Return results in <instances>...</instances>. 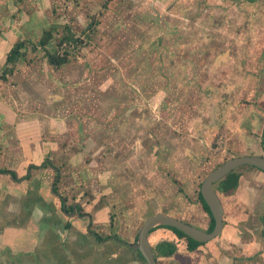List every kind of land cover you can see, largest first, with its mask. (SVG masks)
<instances>
[{"label": "rangeland", "instance_id": "374dc122", "mask_svg": "<svg viewBox=\"0 0 264 264\" xmlns=\"http://www.w3.org/2000/svg\"><path fill=\"white\" fill-rule=\"evenodd\" d=\"M250 2L253 4L244 5ZM207 6L208 15L204 16L203 9ZM24 11L34 14L36 22L28 33L23 21L25 26H19V37L13 36L7 32L10 23H16ZM0 12H3L0 36L4 38H0V75L8 65L6 57L12 46L19 40L27 41L26 55L15 64L12 74H8L7 80L0 76V100L4 98L5 107L13 105L0 113V168L13 167L22 179L17 181L11 175L0 173V264L109 262L107 257L117 242L98 243L90 233L93 230L106 237L109 235L107 227L93 226L92 217L87 215L82 216L85 225L80 228L66 226L70 216L63 212L62 201L60 205L64 195L52 193L54 167L34 169L30 179L24 178L31 163L43 164L52 156L55 161L63 160L64 155L68 158L67 150H76L79 140L74 128L78 121L93 119L105 126L108 119H112L113 104L122 113L120 102H129V110L134 108L131 109L133 124H137L136 121L144 124L141 133L145 140L141 145L132 141L129 147L130 155L138 156L142 168L146 162L148 174L131 165L116 176L121 178L122 185L127 183V187L130 179L136 180L132 183L136 188L139 179L147 185L130 204L137 205L134 206L136 213L141 212L143 222L150 214L165 212L206 229L210 216L199 200L206 176L229 158L264 155L263 148L240 147L237 144L241 143L240 137L229 136L228 132L224 136L214 124V121L222 122L227 113L228 118L256 131L253 132L254 146H264V128L261 127L264 123V0H0ZM50 28L55 34L48 45L52 51L58 49V41L66 33L79 38L77 46L74 43L65 46L70 60L61 67L51 65L45 48L38 45L45 30ZM236 42L240 43L238 47ZM226 49H230L229 55ZM179 75L187 76L184 79ZM240 75H253L250 78L256 84L253 97L237 90V99L242 98L245 107L242 114L235 109L229 94L232 89L227 85L235 78L238 81ZM242 90L245 89L242 87ZM205 92L218 97L214 102L223 99L218 106L212 104L215 119L211 116L206 125L214 141L211 149L202 147L198 150L200 156L192 154L187 161L183 148L191 141L189 127L198 119L206 121L209 115L202 117L199 111V95L205 96ZM214 92H219L218 96ZM225 92L227 95L223 98ZM136 103L142 104V108L136 107ZM26 122L28 126H21ZM49 126L55 129L53 133L56 131L55 139L67 142V150L64 143L54 155L42 150L52 140L47 138ZM70 133L78 138L64 139ZM218 133L222 136H217ZM100 134V137L105 135L103 130ZM99 135L94 137L100 138ZM172 140H175L174 149L179 153L180 162L175 161V151H170ZM116 144L122 146L120 142ZM138 151L142 152L137 154ZM95 152L89 148L83 151L85 163L95 169L94 172L105 167L103 160L98 163L94 159ZM112 157L107 151L105 163ZM124 157H129L127 151L121 153V158ZM65 162L61 174L76 171V167L70 168L67 159ZM247 169L262 171L251 165H242L237 171ZM256 176L245 173L242 182L250 190L251 204L245 205L249 207L247 223L249 226L252 223L253 227L264 223L262 196L252 183ZM98 189L95 199L94 190L84 194L87 201L81 213L90 214L92 200L101 197L103 199L95 202L97 208L110 207L109 195L102 191L104 187ZM65 195L67 205L72 204L74 201L69 194ZM110 211L115 234L121 227L115 224L120 208ZM41 220H45L44 224L39 225ZM253 230L256 232V227ZM122 231L123 228L117 235L126 241ZM263 234L264 231L259 236ZM158 236L155 232L152 241ZM29 237L30 241L35 240V245L27 244ZM90 253L93 257H89Z\"/></svg>", "mask_w": 264, "mask_h": 264}, {"label": "crops", "instance_id": "0c3cea01", "mask_svg": "<svg viewBox=\"0 0 264 264\" xmlns=\"http://www.w3.org/2000/svg\"><path fill=\"white\" fill-rule=\"evenodd\" d=\"M252 4L253 3L251 2L249 4L244 3L245 6L246 5L249 6ZM200 7H202V4L200 5ZM200 7L198 8L199 10H200ZM208 10H209L208 6L203 9L204 16L208 15ZM2 13L3 12H0V14ZM34 16H35L34 14L30 15V13L24 11L21 18L16 19V23H13V22H11L12 24L10 23V28H8L7 32L10 31L9 33L13 34V36L19 37V31H20L21 24L22 26H25L23 25V23H25L27 24L26 25L27 28L25 31L29 33L32 28V25H34L36 22V18ZM242 37H243V33H242ZM0 38L4 39L1 36ZM239 44H240L239 42L238 43L236 42L235 43L236 47H238ZM230 49L228 50L226 49L228 51L226 52V54L229 55L231 53ZM179 76L185 79L187 75H179ZM245 76L246 75H240L238 81L235 78L234 81H231L229 84L227 83V85L232 89L229 94L230 96H232L233 104L235 103L234 105L235 109L240 110L241 114L242 112H244L243 110L245 107L241 103V100L243 99L242 98L239 100L237 99L239 97V94H237L238 92L237 90H240V92L242 91L244 94L249 93L250 97H253L255 95L254 88L256 84L254 80L252 82L250 78V76H253V75L246 76V80L245 82H243L242 79ZM189 78L193 79V77L191 76ZM242 87L245 90H242ZM218 94L219 92H216V93L214 92V95L218 96ZM241 94L242 93H240V95ZM225 95H227V93L223 94V98ZM243 98H246V95L245 97L243 96ZM214 99H218V97L214 98L212 95H209L206 92H205V96H203L202 94L199 95V101H200L199 105L201 107L199 111L202 113V117H204L208 113L209 115L205 117L206 121L202 122L200 121L201 119H198L196 123L193 122L190 125L189 131H191L190 132L191 141L186 147L183 148V153L186 158L190 157L192 154H195V157L200 156L201 152L198 153L199 152L198 150H200L202 147H207L211 149V146L214 140L210 139L209 130L207 129L206 125H208V122H210V119H212V117L213 119H215L214 115L212 114V112H215V107H212V104L213 106L215 105L218 106L219 103L223 101V99H221L219 101L214 102L213 101ZM232 99L230 100V102H232ZM127 103L123 104L120 102L119 107L122 109V113L121 112L119 113V109L116 104L112 105L113 106V113L111 114L112 119H108V123L106 124L107 126L100 125L99 122L97 123V120H93V119L86 120L84 118H81L78 121V126L74 127L79 137V140L76 142L77 147L73 145V147H76V150H73V151L67 150L66 148V146H68L66 144L67 142H63V141H60L54 138V136L56 135V131L55 133H53L55 129L50 128L49 126L47 138H51L52 140H50V142H48V145L46 147H43L42 150L45 149L47 153H51L54 155V153H57L61 150L62 148L61 143H64L65 149L68 151L67 153L69 157L67 158L66 155H64V157L62 158L63 160L55 161V158L53 156L50 158H47L48 165L45 167L52 166L55 168V172H56V174L54 175L55 180L52 186L53 187L52 193L54 195H58V192H59V193H62L64 197H67L65 194H69V198L71 199V201L73 200L75 204L77 205L80 204L84 208L85 202L87 201V199H85L84 194H86L88 191L90 193V191L94 190L92 191V196L95 199L97 197L96 191L99 190L98 188L104 187L105 190L102 189V191L109 195L108 200H110L109 201L110 204L108 203V205L110 207H107L104 209L102 207L97 208L98 205H96L95 202L99 201L102 197L99 199H96L97 201L92 200L93 203H91L90 206H93V211H91L90 214L88 213L87 215L90 218L92 217L90 219V224L92 223L93 226L94 225L101 226L100 229L102 227H107L106 232L108 234H112L111 227H112L113 219L111 217L110 210L111 208H116V209L120 208V211L117 212L119 216L115 217V224L116 226L121 225L120 229L123 228L122 235L129 242L134 243L136 242L141 225L143 224L142 223L143 218L141 216V212L136 213L137 210L134 206H137V205H133V204L130 205V204L135 202L134 198L140 196L141 194L140 190L142 191V188L147 189L146 188L147 185H145L144 182L142 183V181L139 179V181H137L138 188H136L137 185L132 184L136 180L130 179L131 180L130 185L127 187V183L124 182V185H122L120 182L121 178L116 177V176L122 175V170L126 172L125 168L128 169L130 168L131 165L135 166V170L139 169L141 170V172H144V175L148 174V170H147L148 168L146 166V162H143L144 168H142L141 163L139 162V160H137L138 156H135L134 154L132 156L130 155L131 151H130L129 145H133L132 141L135 144L138 143L141 145L143 143L142 141H144L146 137H144L145 135L142 136V133H141L142 125L144 124L141 121H136L137 124H133L131 109L134 110V108L130 107L131 109L129 110ZM5 104L6 103L4 101V98L3 100H0V110L1 109L3 110L4 108L11 109L13 107L12 104H8V106L5 107ZM239 104L241 105L239 106ZM138 105H139L138 108H142L143 106L142 104H137V103L135 104L136 107ZM231 107L232 106L228 108L229 114H231L230 110H233L231 109ZM211 124L212 123H210V125ZM214 124L216 125V128H217V125L219 126L217 130L221 129L222 131L221 133L224 134V136H226L225 133L228 132L229 136L235 135V136L240 137L241 143L240 142L237 143L240 145V147L241 146H248V147H255V148L257 147V148H263L261 150L264 151V146H254V136H255L254 134L255 133L253 134V132H256V131H252L253 129H246L243 126V124L236 121V119L228 118L227 113L224 114V118L222 122L214 121ZM21 126H28V123L26 122L24 124H21ZM261 127L262 129L264 128V123L262 124ZM101 129L103 130V133H105L103 137H100L101 135L100 133H102ZM245 129L247 130V132L245 131ZM222 134L218 133L217 136L219 135L222 136ZM96 135H99L101 139L95 138L94 136ZM59 137L62 138V136H59ZM66 137L71 138V139L78 138L72 135V133H70V135L67 134V136H65L64 139H66ZM193 138H195V140ZM117 142H120L122 146L120 147L116 146ZM174 143H175V140H172V144H171L172 149H170V151L173 150L172 153H174L175 151V161L180 162V160H178L179 153H177L176 150L174 149ZM87 148H89L90 151H93V150L96 151L95 153H93L95 157L94 159H97L98 163H100V161L103 160V164L105 166L104 169L103 168L99 170L97 169L98 171L94 172L95 169L87 166V164L84 161L85 157L83 155L84 154L83 151L85 149L87 150ZM165 149H168V148L165 147ZM107 151H109V153L112 154L113 157L112 159L110 158L111 161H109V163L106 164L104 161V156L107 154ZM125 151L128 152L129 157L128 158L124 157L122 159L121 153ZM140 152L142 151H138L137 154H140ZM69 154H71V156ZM64 158L68 160L69 162L68 164L71 169H74V167H76V171L72 170V172H70L69 175L67 174L65 175L64 173L61 174L66 164L65 162L66 159ZM187 161H189V158L187 159ZM31 164L39 165L40 167L44 165L41 162L40 163L36 162V163H31ZM177 165L178 164H176V166ZM6 167L12 168L10 166H6ZM33 170L31 172H33ZM240 173H241V177L239 181V186L235 192H233L232 194H222L219 192L223 205L225 207V214H224L225 227L221 235H219L218 237H216L215 239L211 241L205 242L204 244L200 245L196 250L190 251L187 248V242L185 240H182V242H180L181 239L177 236V234H175L169 228L159 227L151 233L152 235L153 233L156 232L158 233V235H160L158 236V241L154 244L152 243L154 246H157L162 241H171V242L176 243L177 245V252H175L173 255L158 256L160 264H264V234L262 236H259L260 232L262 234L264 231V223H261V222L257 223V226H255L257 229L256 232L253 230V228L255 227H253L252 223L250 224L251 227L248 225L249 223L247 222L250 219L247 220L249 216V212L247 211V209L249 207L245 205V203H248V205L251 204L250 190L247 189V186H244L242 184V182L244 181L245 173L255 174V176L256 174H258L260 177L256 176L255 178H253L252 183L258 187L259 195L260 197L262 196L261 201L262 203H264V172L260 170L257 171L254 169H247V170L241 171ZM260 178H262L263 180L262 182ZM84 184H88V186H84ZM118 184H121V185L117 187ZM92 187H95V188H92ZM55 188H56V191L54 190ZM92 196L90 197L93 198ZM247 196L249 198L245 199ZM101 204L102 203H100L99 205ZM127 204L129 206H127ZM55 205L59 207L57 204ZM60 205H61V202H60ZM87 206H89V204H87ZM123 206L125 207L124 209H122ZM125 209L127 210V212L125 211L123 214L122 211H124ZM263 211H264V208H263ZM69 216L70 217H68L66 220L68 221L70 220L69 223L71 224V226L73 225V227L80 228L81 225H85V221L83 220L84 218L73 217L71 215ZM40 217L42 219L43 217H45V215L40 216ZM183 220L189 223H192L191 221L187 219H183ZM44 221L45 220L39 221V225L44 224ZM68 221H66V223ZM81 221H84V222H81ZM131 222H132V227H131ZM210 225H211V216H210L209 221L205 223V226H207V228L206 229L204 228V229L209 230ZM120 229H118L117 231L118 233H115V234H120ZM26 242L27 244L35 245V240L32 239L30 241V237L26 240ZM113 247L115 248V250L112 253L113 254L115 253V255L116 253H120L122 256H124L125 264H141L142 263L140 259L138 260L135 257V255L133 254V250L129 248L127 245H122V244L119 245L117 243V245ZM128 251H130V253H128ZM112 261L117 263L119 262V259L110 260L109 263H111Z\"/></svg>", "mask_w": 264, "mask_h": 264}, {"label": "water", "instance_id": "95a60500", "mask_svg": "<svg viewBox=\"0 0 264 264\" xmlns=\"http://www.w3.org/2000/svg\"><path fill=\"white\" fill-rule=\"evenodd\" d=\"M242 165L255 166L264 171V155H243L229 158L213 169L201 185V193L215 220V226L212 231L202 229L165 212H157L146 217L138 233L137 243L133 247L143 254L148 264H159L150 240V233L157 226L177 228L192 239L202 243L211 241L221 235L225 227V207L219 192L215 188V184Z\"/></svg>", "mask_w": 264, "mask_h": 264}, {"label": "trees", "instance_id": "16d2710c", "mask_svg": "<svg viewBox=\"0 0 264 264\" xmlns=\"http://www.w3.org/2000/svg\"><path fill=\"white\" fill-rule=\"evenodd\" d=\"M54 38H55L54 30L52 28L47 29L43 33V36L41 37L38 45L45 48L46 58L51 65H53L55 67H61L65 64H67L70 60L69 59L70 53L68 52V49L65 46L69 47V45L73 44V43L76 44V46H77V44H79V38L72 33H66L63 36H61V38L59 39L58 49L55 51H52V50L48 49V45L51 43V41H53ZM81 42H83V41H81ZM26 46H27V41H25V40H19L12 46V48L10 49V51L8 52L7 57H6L8 65H6L5 68L3 69V71H4L3 75H0L2 77L1 78L2 80L8 79V74H12L11 72L13 71L15 64L22 57H24L26 55V50H27L25 48ZM36 47H37V45L34 46L35 49H36ZM62 50H63V52H62ZM47 162L43 163L44 165H42L41 167L39 165L32 164L30 166V170L28 171V175H25L24 179L31 178L32 169H39V168L45 167L48 165ZM0 171L9 172L12 174V176L14 178L21 179V177H18V175L15 171L6 170V169L0 170ZM240 177H241V173L238 172L237 170L229 173L224 179H222L221 181L216 183L217 191L222 193V194H232L233 192L236 191V189L239 186ZM54 190L56 191V188ZM199 200L202 203L206 212H208L211 216V225L209 227V231H212L214 229V226H215V220L212 216V212H211L208 204L206 203L201 191L199 192ZM159 227L169 228V229L173 230L174 233H176L179 238L186 239L187 243H188L187 248L190 251H194L200 245L204 244L202 242H198V241L192 239L191 237H189L187 234H185L181 230L174 228V227H171V226H157L154 229H152L151 232H153L155 229H157ZM97 237L100 239V236H97ZM155 249L158 251L159 255L171 256L175 252H177V245H176V243L171 242V241H162L156 246ZM141 256H143V255L141 254Z\"/></svg>", "mask_w": 264, "mask_h": 264}, {"label": "flooded vegetation", "instance_id": "af4514ba", "mask_svg": "<svg viewBox=\"0 0 264 264\" xmlns=\"http://www.w3.org/2000/svg\"><path fill=\"white\" fill-rule=\"evenodd\" d=\"M2 112V114H3V110L1 109L0 110V113ZM32 165V164H31ZM30 165V166H31ZM30 166L28 167V171L30 170ZM12 170V171H15L16 173H17V175H18V177H19V173L16 171L17 169H15V168H0V170ZM33 170V169H32ZM236 170H239V168H237ZM28 171L26 172V174L28 173ZM235 171V170H234ZM262 172H263V170H262ZM0 173L1 174H6V175H11V177L13 178V179H15V180H17V181H19L20 179H18V178H14L13 176H12V174L11 173H9V172H2V171H0ZM25 174V175H26ZM31 177H32V172H31ZM30 179V178H29ZM224 179V178H223ZM215 188H216V184H215ZM217 190V189H216ZM200 192V191H199ZM58 195H60V194H58ZM62 199L60 200V202L62 201V207H63V212H65V214L66 215H71V216H75V215H77L78 217H82L83 215L84 216H86V215H88V213H81L80 211H81V208H82V206L80 205V204H75V202H73L72 204H70V205H67V198L66 197H61ZM69 206H71V208H70V212H69ZM179 218V217H178ZM66 226H71V224L69 223V222H67L66 223ZM166 228V227H165ZM156 230V229H155ZM154 230V231H155ZM173 231V230H172ZM174 232V231H173ZM90 233H92L93 235H95V238L97 239V241L99 242H102V243H104V242H107V243H111L112 241H116L119 245L120 244H122V245H127L129 248H131L132 250H133V254L135 255V257L139 260H141V261H143V262H145V264H148L147 263V261H146V259L144 258V256H141V252L138 250V249H136V248H134L133 247V245L135 244V243H137V239H136V242H134V243H131V242H127V240L125 241V239H121L117 234H109L108 236H106V237H103V235H101L100 233H98V232H96V231H93V230H90ZM152 233V232H151ZM151 233H150V235H151ZM153 234H155V233H153ZM152 234V235H153ZM176 234V233H175ZM152 235L150 236V239H151V237H152ZM97 236H100V239L97 237ZM138 238V237H137ZM158 238V237H157ZM157 238H155V240H153L152 241V239H151V243H156L157 241H158V239ZM154 239V238H153ZM181 240H185L186 242H187V240L186 239H182L181 238ZM153 243V244H154ZM152 244V245H153ZM133 247V248H132ZM187 247H188V243H187ZM156 248V246H154L153 245V250H154V252H155V256H156V258H157V260H158V262H159V264H160V261H159V258H158V256H161V255H159L158 254V251L155 249ZM112 250H115V248H112ZM141 253V254H140ZM143 255V254H142ZM89 257H93L92 255H91V253H90V255H89ZM107 259H110V260H118L119 259V263L120 264H125V257L124 256H122L120 253H116V255H115V253L113 254V253H111L110 255H108V257H107ZM109 260V261H110ZM124 261V262H123ZM123 262V263H122ZM142 262V263H143ZM103 264V263H102ZM104 264H112V263H109L108 261H106V263H104Z\"/></svg>", "mask_w": 264, "mask_h": 264}]
</instances>
